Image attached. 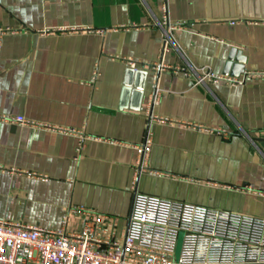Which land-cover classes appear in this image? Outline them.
I'll list each match as a JSON object with an SVG mask.
<instances>
[{"label": "crops", "instance_id": "obj_1", "mask_svg": "<svg viewBox=\"0 0 264 264\" xmlns=\"http://www.w3.org/2000/svg\"><path fill=\"white\" fill-rule=\"evenodd\" d=\"M0 26V117L32 121L0 119L1 220L74 232L76 205L122 228L133 183L264 217V74H188L264 71V0H0Z\"/></svg>", "mask_w": 264, "mask_h": 264}, {"label": "built area", "instance_id": "obj_2", "mask_svg": "<svg viewBox=\"0 0 264 264\" xmlns=\"http://www.w3.org/2000/svg\"><path fill=\"white\" fill-rule=\"evenodd\" d=\"M173 27L168 23V30ZM168 30L161 34L163 47L171 41ZM5 31L0 26V37ZM128 63L135 69L133 61ZM188 74L196 76L197 84L237 85L264 71L241 77L211 70ZM0 119L32 124L23 115ZM145 138L138 149L137 172L144 169L151 144L149 132ZM131 189V210L122 228L117 218L76 205L62 219L64 227L68 216L81 214V227L74 232L0 219V264H264V217L158 197L140 192L134 183Z\"/></svg>", "mask_w": 264, "mask_h": 264}, {"label": "rangeland", "instance_id": "obj_3", "mask_svg": "<svg viewBox=\"0 0 264 264\" xmlns=\"http://www.w3.org/2000/svg\"><path fill=\"white\" fill-rule=\"evenodd\" d=\"M179 244H180V242H179ZM179 244H178V246H177V252H178V250H179Z\"/></svg>", "mask_w": 264, "mask_h": 264}, {"label": "water", "instance_id": "obj_4", "mask_svg": "<svg viewBox=\"0 0 264 264\" xmlns=\"http://www.w3.org/2000/svg\"><path fill=\"white\" fill-rule=\"evenodd\" d=\"M133 72V71H132ZM150 117V116H149Z\"/></svg>", "mask_w": 264, "mask_h": 264}]
</instances>
